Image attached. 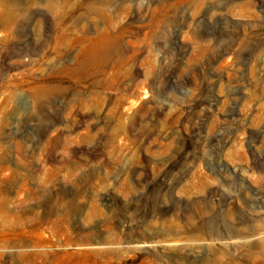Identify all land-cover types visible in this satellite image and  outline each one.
<instances>
[{"label": "rangeland", "instance_id": "rangeland-1", "mask_svg": "<svg viewBox=\"0 0 264 264\" xmlns=\"http://www.w3.org/2000/svg\"><path fill=\"white\" fill-rule=\"evenodd\" d=\"M0 264H264V0H0Z\"/></svg>", "mask_w": 264, "mask_h": 264}]
</instances>
